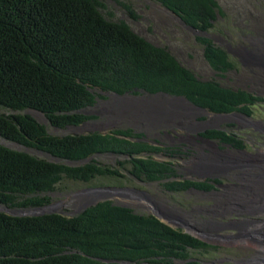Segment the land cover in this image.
<instances>
[{"label":"trees","instance_id":"trees-1","mask_svg":"<svg viewBox=\"0 0 264 264\" xmlns=\"http://www.w3.org/2000/svg\"><path fill=\"white\" fill-rule=\"evenodd\" d=\"M155 1L201 33L224 17L216 0ZM102 5L99 0H0V138L57 160L0 145V205L39 209L50 204V194L64 178L89 184L97 176L122 177L95 163L70 167L59 162L81 163L108 153L129 156L130 175L165 181L173 193L211 188L203 182L174 181L172 165L149 157L164 149L145 143V133L129 128L105 136L54 137L24 111H38L52 127L64 129L95 119L82 111L103 100L101 93H161L185 97L214 115L236 112L248 117L263 102L247 90L200 79L169 50L149 43L125 23L108 21ZM197 41L204 45L213 72L226 76L235 69L223 48L206 37ZM201 135L234 150L245 147L233 133L220 129ZM215 249L153 215L135 214L110 201L71 218L0 212V264H110L99 259L118 261L111 264H212L213 259L205 262L192 254L210 255Z\"/></svg>","mask_w":264,"mask_h":264},{"label":"rangeland","instance_id":"rangeland-1","mask_svg":"<svg viewBox=\"0 0 264 264\" xmlns=\"http://www.w3.org/2000/svg\"><path fill=\"white\" fill-rule=\"evenodd\" d=\"M99 1L103 4L100 11L108 21L125 23L149 43L169 50L200 79L216 80L224 87L247 90L264 98V0H216L224 17H219L214 28L205 33L193 31L155 0ZM199 37H206L226 50L235 69L226 76L213 72L204 56V45L197 41ZM101 95L103 100L99 98L93 107L82 111L95 119L78 127L56 129L38 111L27 110L23 114L36 119L54 137L85 136L96 132L105 136L114 130L129 128L137 133H145V143L164 149H158L149 157L172 165L178 176L188 180L204 182L209 175H218L221 180L213 183L211 191L218 190L219 193L203 194L194 189L173 193L167 190L165 181L148 182L143 177L137 179L130 175L132 166L129 156L97 154L81 163L59 162L70 167L95 163L102 168L112 169L122 178L97 176L89 184L64 178L57 185L56 191L50 194L52 199L49 205H57L51 207V212L71 218L82 213L83 208L86 209L95 201L106 200L114 205H127L143 216L157 215L173 229L183 230L218 248L212 250L210 255L193 253L195 258L210 263L213 259L212 264H264V100L252 108L249 117L236 112L220 116L197 111L181 100L166 96L173 103L170 104L171 108L178 105L184 110L182 113L168 115L171 116L170 120L177 123L185 119L193 123L190 128L192 132L220 128L233 133L245 144L243 149L234 150L215 140H211L213 146L208 148L204 142H201V146L194 145L189 138L181 139L180 143L175 141V135L171 132L167 137H160L151 124L167 117L165 113L156 115L152 111H164L168 106L157 104L152 96ZM0 145L24 151L39 159L57 162L48 154L24 148L3 138H0ZM161 145L184 148H180L182 152H174ZM212 159L217 160L225 171L204 173L208 169L204 166ZM195 164L204 165V168L197 169ZM226 180L238 186H225ZM97 188H123L125 191L117 195L118 191L110 190L106 199L83 194L84 191ZM3 207L0 205V208ZM207 231L209 234H206Z\"/></svg>","mask_w":264,"mask_h":264},{"label":"flooded vegetation","instance_id":"flooded-vegetation-1","mask_svg":"<svg viewBox=\"0 0 264 264\" xmlns=\"http://www.w3.org/2000/svg\"><path fill=\"white\" fill-rule=\"evenodd\" d=\"M139 97H141V96H139ZM153 98H154L155 101H157V104H159V105L160 104L161 105L162 104H166V106H168L163 112V113H165V116L167 118L166 119H162V120H158V121H153L152 124H151L152 128L155 131H157V134L160 137H167L168 135H170V132H171V133H174L175 136L173 138L177 142L180 141V143H181V139L189 138L191 141L194 142L193 143L194 145L201 146L200 145L201 142H204L206 144L205 146L207 148L212 146L211 139H208L205 136H202L201 134H203V133L200 132L201 133L200 134V133L195 132V131L192 132V130L190 128L193 127V123L190 124L185 119L179 120L177 123L173 122V120H170L171 116H168V115H173L172 114L173 111H172V108H171V105H170V104H173V103H170L169 99H167V97L165 95H162V96L160 95V97H159V95L158 96H153ZM151 99H152V97H151ZM169 106H170V108H169ZM162 147H167V146L163 145ZM180 148H184V147L183 146H175V148L167 147V150L169 151L170 149H174L175 152H182L183 150H181ZM213 154H216V153L214 152ZM202 166H204V165L195 164V167H197V169L198 168L200 169V168L208 167V169H211V171L213 170L212 173H214L215 171H225V169L222 166H219L218 161L217 160L214 161L213 159H212V161L210 163H207L206 166H204V167H202ZM199 174L201 175L203 173H199ZM175 177H176V179L174 181L181 182V183H184L185 181L188 180L185 177L178 176V172L176 173ZM220 180H221V178L218 175H209L207 178H205L204 182L203 181H201V182L206 183L207 186H209L211 188L210 189H206L204 191L196 189V191L203 192V194H209L211 192H218L219 193L218 190L217 191H211V190L214 188L213 183H217V181L219 182ZM188 181H196V182H198V180H188ZM231 184H232L231 182H228L226 180L225 186L226 185L227 186H229V185L231 186ZM225 186L221 187V189L224 188ZM233 186H238V185H233ZM154 205H155V203H154ZM84 211H85V208H83L81 210L82 213ZM198 231H200V230H198ZM206 234H209L208 231L206 232Z\"/></svg>","mask_w":264,"mask_h":264},{"label":"water","instance_id":"water-1","mask_svg":"<svg viewBox=\"0 0 264 264\" xmlns=\"http://www.w3.org/2000/svg\"><path fill=\"white\" fill-rule=\"evenodd\" d=\"M165 10L166 11H168V12H171L172 14H174L175 15V13L174 12H172V11H170L169 9H166L165 8ZM191 29H193L192 27H191ZM193 31H196L195 29H193ZM197 32H199V31H197ZM136 93H140V94H143V96H145L146 95V93H144V91H141V90H136L135 91ZM128 95H131V96H136V95H133V94H131V93H128V94H126L125 96H128ZM158 95H164V94H161V93H159V94H156V95H154V96H158ZM146 96H150V95H146ZM165 96H167V95H165ZM121 97V96H120ZM153 97V96H152ZM174 99H176V100H181V101H183L184 103H186V104H188V105H190L192 108H195V109H197V110H200V111H204V112H206V113H211V112H209V111H207L206 109H202V108H198V107H195L194 105H192L191 104V102H189L185 97H180V98H176V97H174ZM178 106V105H177ZM177 106H175V107H172V110H173V113H175L176 114V112H178V110H176V107ZM159 113H156V114H158V115H162L163 114V112L164 111H158ZM213 114V113H212ZM220 116H222L221 114H219ZM227 115H230V114H227ZM220 128H217V129H208V130H203V131H201V133H206L207 131H211V130H219ZM200 133V134H201ZM198 182H201L200 180L198 181ZM110 190H113V191H118L117 192V195H120L123 191H125L124 189H113V188H104V189H89V190H87V191H84L83 192V194H85V195H95V196H97V198H99V197H103L102 199H106V198H108L106 195H104V194H107V193H109V191ZM122 191V192H121ZM111 194H113V192L111 193ZM114 195V194H113ZM101 200V199H100ZM103 202H106V200H102V201H95L91 206H89V207H87L86 209H85V211L88 209V208H90V207H93V206H96V205H98V204H100V203H103ZM114 205V204H113ZM55 206H57V205H48V206H45V207H43V208H39V209H37V208H33V209H27V210H22V209H17V210H13V209H10V208H8L7 206H4L3 208H0V212H3V213H7V215H10V216H13V217H27V216H37V217H39V216H44V215H46V214H53L52 212H51V207H55ZM114 206H116V207H122V208H127L128 210H133V209H131L130 207H127V205H114ZM26 211V212H25ZM134 211V210H133ZM134 213L135 214H138V213H136L135 211H134ZM153 216H155L158 220H160L159 218H158V216L157 215H153ZM161 222H163L162 220H160ZM164 223V222H163ZM192 236V235H191ZM201 240V239H200ZM98 261H100V262H104V263H118V261H110V260H103V259H99ZM193 261H195V260H193ZM121 264H130V263H125V262H120Z\"/></svg>","mask_w":264,"mask_h":264},{"label":"bare ground","instance_id":"bare-ground-1","mask_svg":"<svg viewBox=\"0 0 264 264\" xmlns=\"http://www.w3.org/2000/svg\"><path fill=\"white\" fill-rule=\"evenodd\" d=\"M153 108H154V107H153ZM176 110H178V112H176V114H177V113H180V112L182 113V111H184L183 108H181V107H180V108H179V107H176ZM196 110H197V109H196ZM187 111H188V109H187ZM197 111H199V110H197ZM197 111H196V112H197ZM152 113L156 114V113H159V112H156V113H155V110L153 109ZM156 115H157V114H156ZM212 146H213V144H212ZM218 164H219V162H218ZM200 169H202V168H200ZM203 171H204V170H203ZM207 171H211V169H206V170L204 171V173L207 172ZM107 195H109V194L107 193L106 196H107ZM111 196H113V195L111 194ZM93 198H95V197L93 196ZM95 200H96V199H95ZM228 240H231V238L228 239ZM228 240H226V241H228ZM242 245H244V244H242ZM251 263H252V262H251ZM251 263H249V264H251Z\"/></svg>","mask_w":264,"mask_h":264}]
</instances>
